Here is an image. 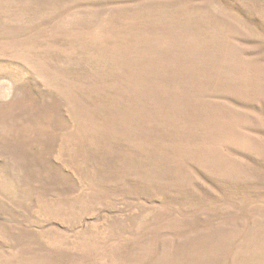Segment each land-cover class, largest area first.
<instances>
[{
  "label": "rangeland",
  "instance_id": "rangeland-1",
  "mask_svg": "<svg viewBox=\"0 0 264 264\" xmlns=\"http://www.w3.org/2000/svg\"><path fill=\"white\" fill-rule=\"evenodd\" d=\"M0 264H264V0H0Z\"/></svg>",
  "mask_w": 264,
  "mask_h": 264
}]
</instances>
